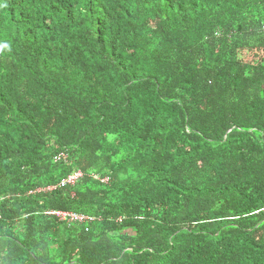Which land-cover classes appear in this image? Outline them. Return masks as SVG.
Instances as JSON below:
<instances>
[{
  "label": "trees",
  "instance_id": "trees-1",
  "mask_svg": "<svg viewBox=\"0 0 264 264\" xmlns=\"http://www.w3.org/2000/svg\"><path fill=\"white\" fill-rule=\"evenodd\" d=\"M263 25L264 0H0V264H264Z\"/></svg>",
  "mask_w": 264,
  "mask_h": 264
},
{
  "label": "built area",
  "instance_id": "built-area-1",
  "mask_svg": "<svg viewBox=\"0 0 264 264\" xmlns=\"http://www.w3.org/2000/svg\"><path fill=\"white\" fill-rule=\"evenodd\" d=\"M262 31L264 32V25L262 26ZM82 178V174L80 172H76L70 176H68L66 179L62 180L60 183V187L64 188L67 186H74L79 179ZM59 217H61L63 220L71 221V222H84L87 220V218L79 215H72V214H64V213H57Z\"/></svg>",
  "mask_w": 264,
  "mask_h": 264
},
{
  "label": "clouds",
  "instance_id": "clouds-1",
  "mask_svg": "<svg viewBox=\"0 0 264 264\" xmlns=\"http://www.w3.org/2000/svg\"><path fill=\"white\" fill-rule=\"evenodd\" d=\"M60 183H61V182H60ZM60 183H59V185H60ZM59 185H58V187H59V188H62V187H60ZM67 187H68V186H67ZM54 189H56V187H49V188H48L49 191H52V190H54ZM50 214H51V213H50ZM52 214H55V212L52 213ZM85 218H86V217H85ZM85 221H87V220H85ZM85 221H84V222H85ZM80 223H83V222H80Z\"/></svg>",
  "mask_w": 264,
  "mask_h": 264
},
{
  "label": "rangeland",
  "instance_id": "rangeland-1",
  "mask_svg": "<svg viewBox=\"0 0 264 264\" xmlns=\"http://www.w3.org/2000/svg\"><path fill=\"white\" fill-rule=\"evenodd\" d=\"M56 215H58V214H56Z\"/></svg>",
  "mask_w": 264,
  "mask_h": 264
}]
</instances>
